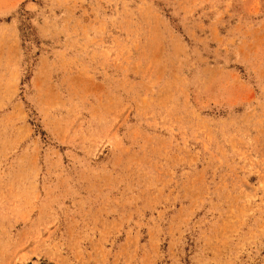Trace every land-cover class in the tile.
I'll return each instance as SVG.
<instances>
[{"label":"rangeland","instance_id":"obj_1","mask_svg":"<svg viewBox=\"0 0 264 264\" xmlns=\"http://www.w3.org/2000/svg\"><path fill=\"white\" fill-rule=\"evenodd\" d=\"M0 264H264V0H0Z\"/></svg>","mask_w":264,"mask_h":264}]
</instances>
